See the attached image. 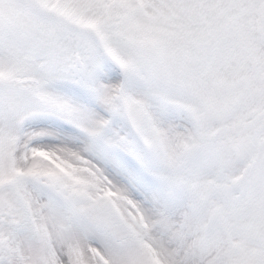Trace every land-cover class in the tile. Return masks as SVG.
<instances>
[{"label":"snow or ice","instance_id":"snow-or-ice-1","mask_svg":"<svg viewBox=\"0 0 264 264\" xmlns=\"http://www.w3.org/2000/svg\"><path fill=\"white\" fill-rule=\"evenodd\" d=\"M0 264H264V0H0Z\"/></svg>","mask_w":264,"mask_h":264}]
</instances>
